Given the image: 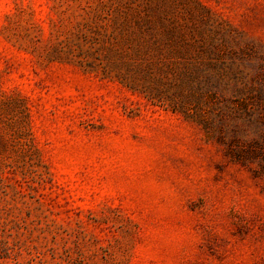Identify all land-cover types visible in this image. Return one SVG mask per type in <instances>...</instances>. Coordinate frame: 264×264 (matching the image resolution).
<instances>
[{
  "label": "rangeland",
  "instance_id": "374dc122",
  "mask_svg": "<svg viewBox=\"0 0 264 264\" xmlns=\"http://www.w3.org/2000/svg\"><path fill=\"white\" fill-rule=\"evenodd\" d=\"M0 264H264V0H0Z\"/></svg>",
  "mask_w": 264,
  "mask_h": 264
}]
</instances>
